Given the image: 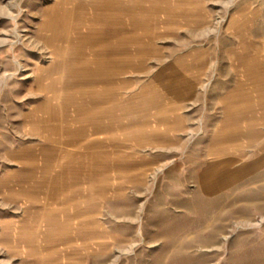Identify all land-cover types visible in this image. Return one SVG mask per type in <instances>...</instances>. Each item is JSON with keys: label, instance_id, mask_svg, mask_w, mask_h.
Listing matches in <instances>:
<instances>
[{"label": "rangeland", "instance_id": "obj_1", "mask_svg": "<svg viewBox=\"0 0 264 264\" xmlns=\"http://www.w3.org/2000/svg\"><path fill=\"white\" fill-rule=\"evenodd\" d=\"M198 1L0 0V264H264V52Z\"/></svg>", "mask_w": 264, "mask_h": 264}, {"label": "crops", "instance_id": "obj_2", "mask_svg": "<svg viewBox=\"0 0 264 264\" xmlns=\"http://www.w3.org/2000/svg\"><path fill=\"white\" fill-rule=\"evenodd\" d=\"M200 11L206 10L204 0L198 1ZM239 27L236 35L245 51L264 52V0L239 2ZM261 67H264V54ZM258 65V64H256ZM256 67V66H255Z\"/></svg>", "mask_w": 264, "mask_h": 264}, {"label": "clouds", "instance_id": "obj_3", "mask_svg": "<svg viewBox=\"0 0 264 264\" xmlns=\"http://www.w3.org/2000/svg\"><path fill=\"white\" fill-rule=\"evenodd\" d=\"M226 6H228V5H226Z\"/></svg>", "mask_w": 264, "mask_h": 264}]
</instances>
